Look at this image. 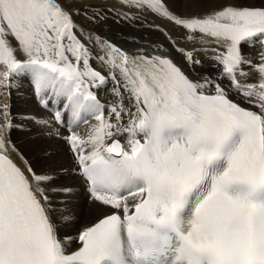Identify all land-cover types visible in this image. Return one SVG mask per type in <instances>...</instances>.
<instances>
[{"label":"snow or ice","instance_id":"obj_1","mask_svg":"<svg viewBox=\"0 0 264 264\" xmlns=\"http://www.w3.org/2000/svg\"><path fill=\"white\" fill-rule=\"evenodd\" d=\"M121 2L174 21L194 43H214L231 88L96 37L95 59L118 85L106 115L92 88L107 77L92 66L74 13L58 0H0V86L30 74L44 107L51 101L77 126L90 124L67 140L91 199L114 210L69 252L44 186L52 177L22 156L17 163L4 134L11 125L0 122V264H264V51L254 63L241 47L264 45V6L181 19L163 0ZM181 52L190 66L201 63ZM253 73L255 83L243 82Z\"/></svg>","mask_w":264,"mask_h":264},{"label":"bare ground","instance_id":"obj_2","mask_svg":"<svg viewBox=\"0 0 264 264\" xmlns=\"http://www.w3.org/2000/svg\"><path fill=\"white\" fill-rule=\"evenodd\" d=\"M196 1L197 0H166V2L169 4L170 7H178V5H180L184 8L188 6H191L192 8L194 4L196 6L198 5L201 6L202 0H198L197 2ZM205 8L206 9H202V6H201V9L198 11L200 14L198 13L199 15L195 16V18H200L201 13H203V11L210 12V10L216 9L212 6L209 8L207 7ZM108 24L109 23H107V25ZM101 27L100 26L89 27V29H93L95 31L101 32L103 35H106L112 38L117 44L122 45L126 48H131V46L135 44V43H130V40H131L130 38H134L135 40H137L139 42L138 44L139 47H146L145 46L146 42H153L154 40H161L164 43H166L162 35L156 33L153 30H150L148 27H147L148 29H145L140 24H138V26L136 25L131 26L130 24H127L124 22L118 23L117 20L116 21L110 20V30L108 32H105V30ZM174 31L177 33L181 32L180 30H177V29ZM183 39L186 41L192 42L184 37ZM215 47L216 45L214 43L202 44L199 42H195V43L193 42L195 56L200 62H202V65H203V68H200V69L198 68L197 70L198 71L204 70L208 76L215 79L217 82L227 85L229 84L228 80L220 78V68L216 66V61L212 59L213 55H215L212 49ZM241 47H242V52L244 55H246L254 63H260V60H259L260 53L264 51V45L262 46L260 44H256L255 46L251 47V46L242 44ZM245 71H250V69L248 67H245ZM255 82H256V75L255 73H253V75L248 80H246V83H255ZM20 91L21 90H18V92ZM18 92H14L16 96L12 100L14 104L13 111L14 113H17V114L18 113L26 114L29 111L28 106L23 105L22 99L20 98V95ZM248 105L251 108L253 107L250 104ZM253 110H256V109L253 108ZM6 136H9V135H6ZM16 137L25 140L26 145L20 146L18 141L16 140ZM37 137L38 138H36V141H33L32 134L31 135H20L19 132H14L13 136L11 135L9 139L11 140L13 138V142L17 148L16 152L12 154L13 158L18 163H20L21 166H23L20 157L22 156L23 159L26 158L25 151L27 148H29L30 150H33L35 148L39 150L41 154L47 153L49 152V150L54 153V155H51V156L49 155L50 156L49 159L57 161L58 167L54 169V174L59 175L60 179L56 182L55 186L51 183V181L45 183V185L47 186V189L49 190L48 196H49V199L51 200V204L56 208L55 213L58 216V218L57 220H55V223L57 226L58 235L61 238L65 239L64 244L67 248L75 249L77 248L79 244L72 243L73 241L71 239L74 240L77 235L72 236V237H69V236L76 234L82 226L93 224L97 219L105 215L106 210L98 204L88 203L87 197L85 196L83 192V185L81 183L80 178L75 176L72 173V168L69 169L68 154L66 152L67 150L64 147L63 143L60 141L61 145L63 146L62 147L60 144H56L55 142H52V139H50L51 140L50 142V141L42 140V137L41 138L39 136ZM45 155L46 154H44V156ZM37 165H39V163H37ZM64 169L67 170L66 173H60V171ZM69 172L72 176L77 178V182L75 179H73L70 176ZM45 174L46 173H43L42 175H45ZM57 187L61 189L73 187L74 194L72 195L70 193L68 195H62L59 192L60 190ZM52 189H56V190L53 191ZM64 216H67L68 219H65Z\"/></svg>","mask_w":264,"mask_h":264},{"label":"rangeland","instance_id":"obj_3","mask_svg":"<svg viewBox=\"0 0 264 264\" xmlns=\"http://www.w3.org/2000/svg\"><path fill=\"white\" fill-rule=\"evenodd\" d=\"M230 1H231V3H230ZM87 2H88L87 0H83V4H85ZM236 3H243L246 6H252V7H261V6H264V0H202L201 6H202V9H206L205 7L209 8L211 6L214 7V8H216V9H219V8L223 7L224 5H226V4L227 5H232V4H236ZM67 5L68 6H77V7H79L81 5V3L78 0H73L72 3H67ZM201 6L200 5L196 6L194 4L192 6V8H191V6H188V7L184 8V7L180 6V5H178V7H171V8H173L177 13H179V14H181L183 16H197V15L200 14L198 11L201 9ZM193 10L194 11L196 10L195 11L196 14H195V12ZM212 10H214V9H212ZM212 10H210V12H204L203 11V13H201L200 18H202V17L204 18L205 13L206 14L207 13H211ZM193 12H194V14H193ZM111 21H113V20H111ZM107 23H109V24L107 25ZM107 23L104 25L105 26L104 28H103V26L102 27L100 26L101 28H103L105 30V32H108L110 30V20ZM90 25H92V24H90ZM95 27H98V26H95ZM20 98L22 99L23 105L24 106H28V110L29 111L26 114H29L30 112H36L37 111V107H36V105L32 101L26 100L24 95H22ZM31 107H32V109H31ZM25 122L26 121H23V123H25ZM27 124H28V122H27ZM38 131L39 130L35 129L31 133H23V132L22 133L19 132V133H20V135H31L32 134L33 135V138H34V139L32 138V140L33 141H36V138H38L37 136H39L38 135ZM39 137L41 138L42 136H39ZM16 140L18 141V143H19L20 146H25L26 145L25 140L20 139V138H17V137H16ZM42 140H44V141H50L51 142V140L50 139L49 140L46 139V137H42ZM52 142H55L56 144H60L61 145V142L59 140L52 139ZM47 153H44V154H46L44 156V154H41L40 151L37 150V149H35V148L33 150H30L29 148H27L26 151H25V155H26V158L25 159H27L28 162L30 163V165L32 166V168H34L35 170H38L39 173H46L45 175H48V173L54 174V169H56L58 167V164H57V161L56 160H50L49 159L51 155H54V153L51 152L50 150ZM37 163H39V165H37ZM68 163H69V169L72 168V163H71V160H70L69 156H68ZM69 174H70V172H69ZM70 176L73 179H75L76 182H77V178L76 177L72 176L71 174H70ZM48 182H50V181H48Z\"/></svg>","mask_w":264,"mask_h":264}]
</instances>
